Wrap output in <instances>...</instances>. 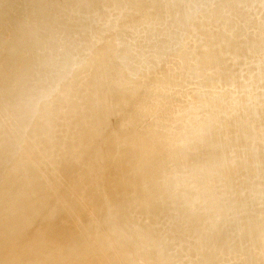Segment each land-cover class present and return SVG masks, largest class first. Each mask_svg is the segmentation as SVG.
Returning <instances> with one entry per match:
<instances>
[{"label": "rangeland", "instance_id": "rangeland-1", "mask_svg": "<svg viewBox=\"0 0 264 264\" xmlns=\"http://www.w3.org/2000/svg\"><path fill=\"white\" fill-rule=\"evenodd\" d=\"M23 1L0 0V48L4 49L7 44L14 45L6 48L3 55L0 56V70L4 71L0 78V89L3 92L18 90L24 61L37 67L48 59L47 63H51V68L44 76L48 79H45L46 81H43L40 87L42 92H38L36 95L39 106L38 110L36 107L34 108L33 117H26L25 114H29L28 111L21 115V107L18 106L13 111L4 112L5 100L0 94V103H2L0 104V195L6 192L7 186L14 185L15 187L0 200V208L15 202L20 197L34 198L29 202V208L25 206L26 208L20 212L23 221L18 217H10V221L17 220L14 223H17L18 228H6L1 232V235L6 236L15 230L29 231L31 236L29 235L27 238L17 236L7 239V242L20 244L18 249L22 250L34 238L54 235L52 233L59 226L61 228H58L60 230L58 236L60 238L64 235L65 238L71 236L74 241L73 244L69 243V250H73L70 251L71 253L74 252V247L80 250V247L75 244L81 242L89 252L87 255L94 256V258L88 257L87 262L84 263L83 260L81 263L103 264V259L107 262L120 258L122 247L129 245L127 252L136 258L134 264H168L166 263L167 255L160 257L155 244H145V248L140 244L133 246L138 241V239L135 241V237L138 229L142 226L147 227L145 229L147 233L144 234L142 240L149 243L151 236L150 233L148 234V230L151 228L159 230V221L153 215L145 218V213L134 205L136 201L128 193L129 179H124L126 175L123 176L120 161L117 160V156L114 162H112L114 158H111L113 160L110 161L106 154L107 145L96 140L98 124L95 120L89 119L90 106L88 103H95L96 95L101 92L100 90L110 88L108 73L118 75L122 64L132 68L133 72L127 81L120 80L116 83L117 87L120 85L121 93L128 92L146 82L147 74L159 60L158 55L149 49L150 40L157 39L163 44V47H166V42H169V50L176 51L178 48L183 50L184 45L181 41L178 43L177 38L171 39V36L179 31L174 28L175 19L173 17L168 19L167 12L161 10L168 3L176 0H143V8L149 14L145 22L138 21L140 9L135 10L136 8L133 6L130 8L121 4L123 0H109L111 7L116 8L104 6L105 3L97 4L100 0H88L90 2L85 1L86 3L83 4L77 0H70V3H66L68 0H38L45 1V3H37L33 9L25 6ZM184 1L190 6L189 15L193 24L192 29L208 33L206 40L200 41L198 47L203 51L212 48L213 57L220 58L218 66L215 65L211 68L212 75L210 74V76L212 78H209L208 81L191 82L185 88L186 96L200 94L201 97L205 96V100L217 99L218 95L224 92L230 96V98L226 97L227 100H230L229 107L227 106L230 109L229 112L239 114V112L245 111L244 109H248V103L251 108L262 109L264 106V32H259L258 28L264 29V19L261 15L252 16L256 26L251 25L245 28L248 25L240 22L239 18L242 19V17L239 13L242 9H247L250 12L257 10V7L264 9V0H262L263 3H258L259 0H233L232 4L229 1L228 5L223 4V6H219L221 9L218 7L217 10L215 9L216 0ZM54 2L55 5L50 6ZM246 4L247 6H245ZM224 10H228L227 13ZM33 11L38 13L42 11L44 14L41 15L43 17L36 19L35 23L26 18L33 14ZM64 11L65 14H62ZM220 13L222 14L220 15ZM98 24H108L106 26H112V29L105 34H101L102 30L99 29L100 31L97 30L98 36L94 31L95 28L98 29ZM26 25L33 26L35 29L29 32L30 38L36 35L37 39L44 42L41 48L42 58H40L39 52H33L32 56H29L32 59L31 62L26 60L23 51H21L22 47L15 44L13 38L15 34L19 35V32H26L23 31ZM58 26H62V28L60 29ZM37 27L41 32L38 33ZM240 30L243 34L239 38L242 43L249 44L250 41H253L263 47L256 51L253 50V52L239 54L238 48L232 44L241 35L239 34ZM227 31L229 32L227 33ZM96 35L102 39L101 42L93 47L83 46V42L91 41ZM216 35L226 39L228 42L226 48L232 45L223 58V46L212 42ZM104 37L106 38L103 40ZM5 41L6 45H4ZM78 41H81V43L79 42L80 47H73ZM233 41L234 43H232ZM182 45L183 48H181ZM186 48L189 49L188 46ZM12 52H15L16 64L12 68L6 69L7 55ZM74 59L76 60V66L74 65L76 70L74 71L70 69L67 72L69 69L55 67V63H58L57 66H59ZM64 70H66L64 73L67 72V75H64V77L67 76L66 84L56 85L55 82L49 90L50 81L57 80L59 74ZM222 70H225L231 77V86L227 85L229 81L213 76L218 75ZM94 71L96 73H93ZM43 78L39 77V79ZM63 79L59 81L61 84L66 81ZM142 95L140 94L134 99L135 104L143 102L144 96ZM185 99L187 97H184ZM224 100L225 97L221 101L224 102ZM176 103L178 102L176 101ZM174 105L177 106L175 103ZM39 117L41 120H37ZM115 118L116 114L111 113L109 121H113ZM257 119L256 121L249 120V123L247 122L243 127L234 129L233 137L228 136L217 140L226 146L224 151L230 150L222 155L223 162H220L217 170V180L221 187L219 192H222V195L219 193L220 197L216 198L218 201L223 199L226 203L231 204L230 212L227 213L229 221L225 227L231 224L235 225V228H243L248 220L264 215V118L262 121L260 117ZM192 130V127L189 128V131ZM197 136L200 137V135H194L195 138ZM49 140V144L53 140L55 145L53 144V148L48 150L45 147L48 146ZM173 147L167 153L173 151ZM166 154L155 158L160 161ZM167 167L169 168L168 163ZM167 167L166 169H168ZM85 172L91 175L90 178L79 181ZM52 180L53 185H48ZM114 181H117V185H114ZM94 183L96 186L93 188ZM89 186L93 188L91 191H89ZM183 191L184 187L179 189V195ZM169 196L164 195L159 198L160 201L157 200V203L163 200L167 201ZM184 206L190 207L188 202H185ZM56 207L63 210H57L59 214L63 212V215L58 214L54 209ZM46 208H52L58 215L54 214L51 217L54 213L51 212V218L37 223L39 215H37V211L41 213ZM138 213L140 214L136 217L142 215L143 219H136L137 221L130 224L132 218ZM140 221H143L141 222L143 225H140ZM203 224L202 222L201 225ZM261 226L264 227V223H261ZM230 235L234 236V234ZM54 236L56 242L53 241L56 244H52L53 241L45 243L42 239L40 242L38 239L40 242L38 246L41 249L45 244L48 245V248L49 245L52 246L50 247L52 250L49 248V252L46 251V249L48 250L47 246L44 247L48 254L59 251L57 250L60 247V245L58 247L59 241H57L59 238ZM237 237L239 234L236 233L234 239ZM185 239L186 244L193 243L190 236H186ZM108 241H112L113 244L109 246ZM179 242L177 237H173L170 240V245L176 247ZM138 243L141 242L138 241ZM9 246V243L4 244V248ZM243 247L247 250L250 249L247 243ZM192 248L190 250L189 246L190 252L188 250L183 260L178 258L179 264H195ZM43 251L42 249L41 256L46 254ZM142 252L146 256H143ZM11 253L8 252L2 257V262H6L9 256L11 257ZM41 256L37 255L38 261L36 258L34 260L43 264V261H40ZM237 256L240 262L244 261L243 253H238ZM106 257L108 258L106 259ZM46 258L52 261L49 256ZM46 258L44 259L46 260ZM200 258H197V261L202 263L203 260ZM45 260L44 264H50L49 260ZM36 261H34L35 264H38ZM34 262L32 263L34 264ZM259 264H264V261Z\"/></svg>", "mask_w": 264, "mask_h": 264}, {"label": "bare ground", "instance_id": "bare-ground-1", "mask_svg": "<svg viewBox=\"0 0 264 264\" xmlns=\"http://www.w3.org/2000/svg\"><path fill=\"white\" fill-rule=\"evenodd\" d=\"M77 1H80L81 4L90 2L88 0ZM229 1L231 2L230 4L233 3V0H216L217 6L215 9L217 10V8L221 5L223 6V4L228 5ZM260 2H262V0L258 1V3ZM23 3L28 8L33 9V7L37 6V3L44 4L45 1L24 0ZM66 3H70V0L66 1ZM98 3H105L104 6L111 7L109 0H100L97 4ZM121 4H125V6L130 8L133 6L136 8L135 10L140 9V17L138 21L145 22L147 17H149V14L143 8V0H123ZM53 5H55V2L50 4V6ZM245 6H247V4ZM189 7L188 3L184 0H176L168 3L165 8L161 9L167 12V15H169L168 19H171L172 17L175 19L174 28H177L176 30L179 31L178 33L173 34L171 39L177 38L178 43L181 41L184 45V48L183 45L181 47L183 50L180 48L176 51L174 49L169 50V42H166L167 46L165 45L166 47H163V44L157 39L150 40L148 43L149 49L151 52L154 51L155 54L158 55L159 60L147 74L146 82L134 87L128 92L121 93L119 89L120 85L117 87L116 83L120 80H124V82L127 81L129 75L133 72V69L125 64H122L118 75L108 73L110 88L100 90L101 92H98L96 95L95 103H88L90 106L89 119H93L97 122L98 128L96 132V140L98 142L102 141L107 145L108 150L106 149V154L109 156L110 161L113 160L111 158H114L112 161L114 162L116 160V156L117 160L120 161L119 163L123 171V176L126 175L127 177L124 179H129L127 184L129 186H127V188L129 190L128 193H130V197L134 198L133 200L136 201L134 205L138 209H141V212L145 213V218L153 215L159 221V230L156 228L148 230V234L150 233L149 235L151 236L149 243L142 240L145 236L144 234L147 233L145 230L147 227L142 226L138 229L139 231L135 237V241L138 239L141 243L136 241L133 246L135 244H140L145 248V244H155L158 248L160 257L165 254L167 255L166 263L168 264H179L178 258L180 260L184 259L185 254L188 253L189 246L190 250L193 247L192 249L195 264H259L264 261V227L261 226V223H264V215L248 220L243 225V228H235V225L232 226L231 224L225 227L226 223L229 221L227 213L230 212L229 207L231 208V204L226 203L223 199L218 201L216 198L220 197L219 193L222 195V192H219L221 191V187H219V182L217 180V170L220 162H223L222 155L230 152V150H227L228 152L224 151L223 149L226 146L217 140L228 136L233 137L234 133L232 132L234 129L243 127L247 122L249 123V120L254 119L253 121H256L258 120L257 118L260 117L262 118V121L264 118V106L262 109L251 108V105L248 103V109H244L245 111L239 112L238 114L229 112L230 109L228 108V103L230 100H227L226 97L230 98V96H227L224 92L220 93L221 95L219 94L217 99L209 98L205 100V96L201 97L200 94L186 96V86L193 81H208L209 78H212V76H210V74L212 75L211 68L215 65L218 66L220 62V58H214L213 54H211L212 48H209L207 51H203L198 47L200 41L206 40L208 33L192 29L193 24L189 15ZM219 9L221 8L219 7ZM256 9L257 10L254 12H250L247 9H242L240 11L239 14L242 17V19L239 18L241 20L240 22L248 25L245 28L251 25L254 27L256 26V22L252 16L256 17L257 15H261L264 19V9H260L259 7ZM227 11L225 13H227ZM41 12L38 13L33 11V14L26 18L35 23L36 19L43 17L41 15L44 14L43 12L41 14ZM229 13L231 14V12ZM62 14H65V11ZM221 14L222 13H220V15ZM210 15L212 17V14ZM219 16L218 18H220ZM213 18L216 19L214 16ZM221 22L219 23L222 24ZM106 25L98 24V29L93 27L95 28L94 31L98 34V36V31H100L99 29L102 30L101 34H105L107 31L109 32V30L112 29V26L107 27ZM58 27L60 29L62 28V26ZM33 29V26L26 25L25 29H23V31L26 32H19V35L15 34L13 37L15 44L17 43L20 47H22L21 51H23L22 53L28 62L32 60L29 56H32V53L36 51L39 52L41 55L40 58H42L41 48L43 47L44 42L43 40L37 39L35 37L36 35L32 38L29 37V32ZM36 30H38V33L41 32L39 27H37ZM258 31L264 32V29L258 28ZM228 32L229 31H227V33ZM241 33L242 31L240 30L239 34ZM242 36L243 34L237 38L235 43L234 41L232 42L234 43L232 45H235L238 48L239 54H245L248 51L253 52V50L256 51V49L263 47L258 46L256 42L253 43V41H250L249 44H244V42L242 43L239 39ZM105 38L106 37H104L103 40ZM101 41L102 39L96 35L91 41H88L87 43L83 42L82 44L85 47H93ZM79 42L81 43V41H78L73 45V47H80ZM212 42L223 46L222 50L224 53L222 54V58L232 46L231 45L226 48L228 42L224 37L219 35H216ZM6 43L7 42L5 41L4 45H6ZM214 43L213 45H215ZM11 46L13 47L14 45L7 44L4 49L0 48V56L3 55L6 48L8 49ZM187 46L189 49L186 48ZM14 54L15 52H12L7 55L6 69H10L16 64L17 58ZM48 61V59L46 61L44 60L37 67L34 64L27 63L25 61L23 62L24 67L22 70V78L18 82L20 89L18 87V90L6 92H3V90L0 89V94L3 95L5 100L4 106L2 105L3 110L5 109L4 112L13 111L14 109H17L16 106H18L19 108L21 107V115L28 111L29 114H25L26 117H33L32 112H34V108L36 107L38 110L39 106V101L36 98V95L38 92H42L40 91V87L43 81L48 79L44 76L48 73V69L51 68V63L48 64ZM55 64V67L69 69L67 72H69L70 69L73 71L76 70L75 59L69 61V63H62L59 66H57L58 63ZM65 71L66 70L59 74L57 80L50 81L48 84L49 90L54 86L55 82L56 85L66 84L67 76L64 77V75H67V72L64 73ZM93 73L96 72L94 71ZM3 74L4 71L0 70V78H2ZM213 76L217 79L223 78L224 81H229L227 83L228 86L232 85L231 77L225 70H222V72H219L218 75ZM39 77L44 78L39 79ZM62 79L66 81L61 84L59 81ZM140 94H143L142 96H144L143 102L141 104H135L134 99L137 96H140ZM184 97H187V99L184 100ZM223 97H225L224 102L221 101ZM178 100L181 101L179 102ZM176 101L178 103H176ZM174 103L177 104V106L174 105ZM111 113L116 114V118L113 121H109ZM37 120H41V118L39 117ZM191 127L193 130L189 131V128L191 129ZM228 130L229 133L227 134ZM130 133H132V135L129 136ZM195 134L200 135V137L197 136L195 138ZM49 143L50 140L47 142L48 146H46L45 149H52L53 144L55 145L53 140L51 144ZM172 146L175 147H173V151L167 153ZM164 153H167L164 158L160 161L156 160L155 157H159L161 154L164 155ZM167 163L169 164V168L167 167ZM166 167L168 169H166ZM90 176L91 175H88V173L85 172L79 181H82L83 179L88 180ZM52 182L53 180L50 181L48 185H53ZM114 182V185H117V181ZM92 186L94 188L96 183ZM92 186H89V191L93 189ZM183 187L184 191L181 195H179V189ZM14 188V185L7 186L6 192L1 193L0 200ZM164 195H170L167 201L163 200L161 201L162 203H157V200L160 201L159 198ZM17 196L19 197V195ZM32 200H34V198L24 199L20 197L15 202L3 205L0 208V235L6 228H18L16 225L17 223H14V221L17 220L10 221V217L21 218L20 212L26 207L29 208L28 204ZM185 202H188L190 207L187 208V206H184ZM56 208H54L56 211L61 209ZM56 211H53L52 208H46L45 211L41 213L37 211V215L39 214L37 223L48 219L50 214H52L51 212H54L51 217L54 214H57L58 211ZM139 214L140 213L136 214L132 218L130 224L134 221L143 219L142 215L136 217ZM59 215H63V212ZM22 219L23 218H21V221H23ZM141 222L143 221H140V225H143ZM202 222L205 225H201ZM56 228L57 229H55L52 234L59 238L57 240L59 241V244L58 242L57 244L58 247L60 245V249L57 245H55L59 251H56L55 247L53 251L55 250L56 253L54 252V254H48L44 249L45 246L48 248V245L45 244L42 249L44 250L43 253H46V256L44 254L41 256L42 249L38 246V243L41 242V239L45 243H50L53 240L56 242V237L54 235H43L41 238H34L32 242H30L29 245L22 250L18 249L20 244L10 241L7 242V239L8 237L12 238L17 236L27 238L30 235L29 231L24 232L21 230H15L12 233H8L6 236L1 235L0 264H33L32 262L39 259L40 256L42 257L40 258V261H43V264L45 260L44 258L48 256L52 258V261L49 258H46V260L50 261V264H84L87 262L88 257L94 258L91 254L87 255L89 252L85 249L81 242L79 244H75L80 247V250L74 247V252L71 253L70 251L73 250H69L68 247L70 246L69 243L73 244L74 241L71 239V236H66L65 238L64 235V237L60 238L58 236V233H60L58 228L61 227L57 226ZM236 233L239 234V237L234 239ZM230 234H234V236H231ZM183 236L184 238H182ZM186 236H190L193 243L186 244V242H184ZM173 237H177L180 241L176 247L170 245V240ZM38 239L40 242H38ZM54 241L51 243H55ZM162 241L164 242L162 243ZM8 243L10 246L8 248H4V244ZM245 243L250 246L249 250L243 247ZM112 244V241H108L109 246ZM50 247L52 246L49 245V248ZM129 247V245L122 247L121 255L118 254L120 258L108 260L107 262L103 259V264H134L136 262V258L131 256V253L129 254L127 252ZM49 248L48 250L46 249V251L49 252ZM8 252H12L11 257L9 256L6 262H2V257L7 255ZM238 253L244 254L245 258L243 260L245 262H240L237 256ZM37 255L39 256L38 258L36 257ZM143 256H146V254L143 253ZM220 256H223L224 258L221 259ZM35 258L36 260H34ZM107 258L108 257H106V259ZM197 258L202 259L203 262L199 263ZM83 260L84 263H81ZM38 264H42V262Z\"/></svg>", "mask_w": 264, "mask_h": 264}]
</instances>
